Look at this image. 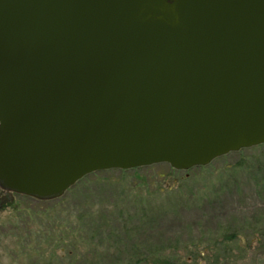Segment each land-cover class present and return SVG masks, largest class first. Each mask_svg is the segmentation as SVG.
Segmentation results:
<instances>
[{"label":"water","instance_id":"obj_1","mask_svg":"<svg viewBox=\"0 0 264 264\" xmlns=\"http://www.w3.org/2000/svg\"><path fill=\"white\" fill-rule=\"evenodd\" d=\"M261 145L264 0H0L3 189Z\"/></svg>","mask_w":264,"mask_h":264},{"label":"rangeland","instance_id":"obj_2","mask_svg":"<svg viewBox=\"0 0 264 264\" xmlns=\"http://www.w3.org/2000/svg\"><path fill=\"white\" fill-rule=\"evenodd\" d=\"M101 172L50 201L0 186V264H264L262 145Z\"/></svg>","mask_w":264,"mask_h":264},{"label":"trees","instance_id":"obj_3","mask_svg":"<svg viewBox=\"0 0 264 264\" xmlns=\"http://www.w3.org/2000/svg\"><path fill=\"white\" fill-rule=\"evenodd\" d=\"M262 146L264 147V145H262ZM159 165H162V164H159ZM165 165H168V164H165ZM155 166H157V165L150 166V167H147V168H151V167H155ZM168 166L171 167L170 165H168ZM203 168H205V167H196V168H194V169H191L190 171L198 170V169H203ZM100 173H102V172H96V173H93L92 175H89V176L85 177L83 180H81V181H80L79 183H77L76 185L82 183L84 180L88 179L89 177L94 176V175H98V174H100ZM72 189H73V188H71L68 192H70Z\"/></svg>","mask_w":264,"mask_h":264}]
</instances>
